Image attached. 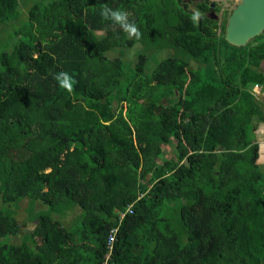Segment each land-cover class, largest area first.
Wrapping results in <instances>:
<instances>
[{
    "label": "trees",
    "instance_id": "trees-1",
    "mask_svg": "<svg viewBox=\"0 0 264 264\" xmlns=\"http://www.w3.org/2000/svg\"><path fill=\"white\" fill-rule=\"evenodd\" d=\"M22 1L0 0V264H264L263 145L249 135L264 108L247 89L264 83V33L230 44L206 0ZM103 3L142 37L103 20ZM137 43L126 70L118 55ZM77 206L68 228L56 214Z\"/></svg>",
    "mask_w": 264,
    "mask_h": 264
},
{
    "label": "rangeland",
    "instance_id": "rangeland-1",
    "mask_svg": "<svg viewBox=\"0 0 264 264\" xmlns=\"http://www.w3.org/2000/svg\"><path fill=\"white\" fill-rule=\"evenodd\" d=\"M209 1L210 2L217 3V7L219 8V10L216 13L219 16L217 18L218 19V25H219L217 27V33L220 34L222 32V28L226 27L227 26V22H228L227 18H226V20H223L224 18H222V15L223 14H226V15L229 16L230 13H231V11L239 3L240 0H209ZM32 3H33V0H29L28 3L22 1L21 4L23 5V11H27V9L29 8V6ZM189 9H191L192 11H196V5H195V3H192V4L190 3L189 4ZM224 21H225V23H224ZM3 33H5V30H3V31L1 30L0 34H3ZM121 52H122L121 55H118V56H121L123 59L126 58V59H124L125 64H126V70H129V64H128L129 63V60H127V59L131 58L134 53L140 52V49L138 47V43L135 46L130 47L129 49L122 48L121 49ZM149 53H152V51L149 52ZM111 54H112V56L110 55L111 57H115L116 56V52L115 53H111ZM157 55H158V58L159 59L149 58V61H150L149 62V67H152L153 68L155 66V62L156 61L163 59L162 58L163 57V54L162 53L161 54L160 53H157ZM148 57H149V54H148ZM249 69H251V67H249ZM256 69L258 70V68H256ZM260 69L262 71H259L258 70V72H261L262 73V77L264 78V69L262 68V63H261ZM241 74H242V71H239L237 75L234 74V77L233 78H234V81L235 82L239 79V77L241 76ZM256 84L255 83H252V80H251L247 84V89L252 93V91L255 90ZM259 84H264V83L260 82ZM252 89H254V90H252ZM258 96H260V95L258 94ZM256 99H257V97H256ZM257 124H258V128H257V130H258L261 125L262 126L264 125V120L259 119L258 122H257ZM257 134H258L257 132H254L253 130H251L249 128V135L255 136ZM260 135H262L261 132H260ZM257 137H258V140H260L259 139V136H257ZM262 141H264V140H262ZM261 145H263V153H262V156L260 158V162L264 166V142ZM171 146L170 147L167 146V148H166V150H169L168 152H166V156H168V157H173L174 156V153H173V150H172ZM29 206H30L29 199L28 198H25L24 200H22L20 202V205L16 208L15 215L18 218L19 222L22 224L23 231L30 229L31 226H32V222L28 218V214H29L28 208H29ZM38 207L43 208L45 206L40 204L39 206H37V208ZM81 212H82L81 211V208H79L77 206V207L72 208L71 210H67L61 216L59 214H56V215H57L58 218H60L62 220V222L64 223V225L66 227H68V228H70V227L74 228V227L77 226L78 218H79V215H81ZM22 234H23V232L21 231L18 236H16V237L13 238V241L16 242V241L20 240Z\"/></svg>",
    "mask_w": 264,
    "mask_h": 264
},
{
    "label": "water",
    "instance_id": "water-1",
    "mask_svg": "<svg viewBox=\"0 0 264 264\" xmlns=\"http://www.w3.org/2000/svg\"><path fill=\"white\" fill-rule=\"evenodd\" d=\"M263 33L264 0H240L228 18L226 40L241 47Z\"/></svg>",
    "mask_w": 264,
    "mask_h": 264
},
{
    "label": "clouds",
    "instance_id": "clouds-1",
    "mask_svg": "<svg viewBox=\"0 0 264 264\" xmlns=\"http://www.w3.org/2000/svg\"><path fill=\"white\" fill-rule=\"evenodd\" d=\"M100 16L103 20L111 21L113 24L118 25L130 40H139L143 35L138 25L129 19V12L127 10L112 8L107 3H103L100 5ZM200 18V12L193 13V23H197ZM54 78L59 82L61 87H66L72 81V76L68 72L63 71L56 73Z\"/></svg>",
    "mask_w": 264,
    "mask_h": 264
},
{
    "label": "crops",
    "instance_id": "crops-1",
    "mask_svg": "<svg viewBox=\"0 0 264 264\" xmlns=\"http://www.w3.org/2000/svg\"><path fill=\"white\" fill-rule=\"evenodd\" d=\"M262 68L264 69V61H263V63H262ZM252 90H254V89H252ZM255 93L256 95H257V98L260 100V101H262L263 102V108H264V84H259V85H256L255 86V90L254 91H252V93ZM258 94L260 95V96H258ZM262 95V96H261ZM258 134H257V136H259V139L261 140V142L263 143L264 141H262V140H264V125L262 126H260L259 127V129L256 131ZM260 132H261V134L262 135H260Z\"/></svg>",
    "mask_w": 264,
    "mask_h": 264
},
{
    "label": "flooded vegetation",
    "instance_id": "flooded-vegetation-1",
    "mask_svg": "<svg viewBox=\"0 0 264 264\" xmlns=\"http://www.w3.org/2000/svg\"><path fill=\"white\" fill-rule=\"evenodd\" d=\"M207 4H208V10L206 11V13L211 16L212 18L214 19H217L219 16L218 14L216 13L219 8L217 7V3L215 2H210L209 0H206ZM190 3H194L193 1H190ZM233 11V10H232ZM231 11V13H232ZM230 13V14H231ZM230 16V15H229ZM229 16H227V20L229 18ZM222 18H224V14L222 15ZM218 20V19H217ZM224 20V19H223Z\"/></svg>",
    "mask_w": 264,
    "mask_h": 264
},
{
    "label": "built area",
    "instance_id": "built-area-1",
    "mask_svg": "<svg viewBox=\"0 0 264 264\" xmlns=\"http://www.w3.org/2000/svg\"><path fill=\"white\" fill-rule=\"evenodd\" d=\"M133 213V208H129L126 212L122 213V216H124L126 213ZM115 231H117V229H115ZM114 241H115V234H113L110 238V243H109V254L107 255L106 257V260H108L110 258V254L111 252L113 251V244H114Z\"/></svg>",
    "mask_w": 264,
    "mask_h": 264
}]
</instances>
